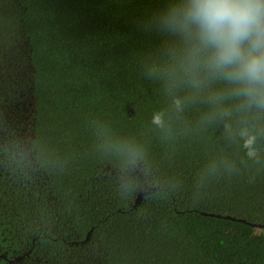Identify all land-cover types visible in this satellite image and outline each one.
I'll list each match as a JSON object with an SVG mask.
<instances>
[{
  "label": "trees",
  "instance_id": "trees-1",
  "mask_svg": "<svg viewBox=\"0 0 264 264\" xmlns=\"http://www.w3.org/2000/svg\"><path fill=\"white\" fill-rule=\"evenodd\" d=\"M182 2L0 0V264H264V107Z\"/></svg>",
  "mask_w": 264,
  "mask_h": 264
},
{
  "label": "clouds",
  "instance_id": "clouds-1",
  "mask_svg": "<svg viewBox=\"0 0 264 264\" xmlns=\"http://www.w3.org/2000/svg\"><path fill=\"white\" fill-rule=\"evenodd\" d=\"M171 17L195 37L214 70L264 107V0H183ZM152 122L162 124L159 113ZM254 142V136L244 141L250 157L256 155Z\"/></svg>",
  "mask_w": 264,
  "mask_h": 264
},
{
  "label": "water",
  "instance_id": "water-1",
  "mask_svg": "<svg viewBox=\"0 0 264 264\" xmlns=\"http://www.w3.org/2000/svg\"><path fill=\"white\" fill-rule=\"evenodd\" d=\"M149 192V190L148 189H146V190H143V191H140L138 194H137V196H136V198H135V200H134V206L135 205H137L140 201H141V198L143 197V195H145V194H147ZM202 214H204V215H214L213 213H207V212H202ZM217 216H220V214H216ZM224 217H226V218H232V219H236V220H239V221H244L243 219H239V218H235V217H231L230 215H225ZM90 233V232H89ZM89 233H88V235H89ZM88 235L86 236V240L88 239Z\"/></svg>",
  "mask_w": 264,
  "mask_h": 264
}]
</instances>
